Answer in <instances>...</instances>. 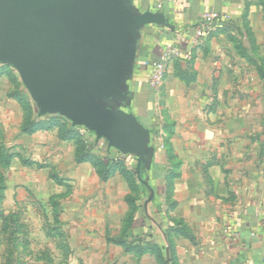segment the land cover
Instances as JSON below:
<instances>
[{"label": "rangeland", "instance_id": "obj_1", "mask_svg": "<svg viewBox=\"0 0 264 264\" xmlns=\"http://www.w3.org/2000/svg\"><path fill=\"white\" fill-rule=\"evenodd\" d=\"M199 43H226L233 49L205 47L207 53L228 54L217 59L210 55L199 66L209 80L198 75L191 59L174 66L177 106L188 105L198 90L201 96L208 94L212 105L224 108L223 122L241 123L245 116L246 124H261L264 136V18H246L240 29L215 26ZM19 91L21 103L11 97ZM123 108L141 121L149 116L145 127L153 156L141 167L140 177L137 155L109 147L83 126L77 132L88 156L81 160L75 156L74 140L59 145L44 133L56 129L24 131L32 116L46 122L55 116L68 119L40 116L17 72L11 66L0 71V264H160L154 252L137 254L110 241L116 237L132 244L158 243L167 264L173 263L171 251L176 264L223 263L212 257L206 242L209 227L196 216L199 212L175 210L173 182L179 162L169 141L155 137L163 109L157 91H144L135 99L131 95Z\"/></svg>", "mask_w": 264, "mask_h": 264}, {"label": "crops", "instance_id": "obj_2", "mask_svg": "<svg viewBox=\"0 0 264 264\" xmlns=\"http://www.w3.org/2000/svg\"><path fill=\"white\" fill-rule=\"evenodd\" d=\"M130 3L139 12L150 10L165 18L164 24L141 28L131 75L126 82L133 99L142 96L144 91L154 94L157 91L163 109L158 115L161 126L155 137H168L175 160L179 162L173 182L175 210L199 212L196 216L209 227L206 242L212 257L222 258V264H261L264 253L262 126L259 122L246 124L245 116L241 123L223 122L224 108L212 105L208 94L201 96L198 90L188 105L177 106L174 87L178 80L174 66L187 60L185 55L195 62L197 71L210 55L214 59L228 58L223 52L207 53L205 47L226 51L233 49L232 45L199 43L195 31L203 15L226 13L230 16L227 22L240 29L246 18H264V0H130ZM166 51L170 53L164 78L156 90L148 77L151 66L160 62ZM201 68L198 75L203 80L211 79L209 73L203 78ZM148 117L141 116L139 121L147 126ZM44 133L55 144H67L66 140L57 139L55 131ZM152 140L155 139L152 137ZM69 152L74 156V148H69ZM183 215L187 214L183 212Z\"/></svg>", "mask_w": 264, "mask_h": 264}, {"label": "water", "instance_id": "obj_3", "mask_svg": "<svg viewBox=\"0 0 264 264\" xmlns=\"http://www.w3.org/2000/svg\"><path fill=\"white\" fill-rule=\"evenodd\" d=\"M164 23L130 0H0V63L17 72L40 116H64L137 155L140 177L153 148L145 125L123 109L126 81L141 28Z\"/></svg>", "mask_w": 264, "mask_h": 264}, {"label": "trees", "instance_id": "obj_4", "mask_svg": "<svg viewBox=\"0 0 264 264\" xmlns=\"http://www.w3.org/2000/svg\"><path fill=\"white\" fill-rule=\"evenodd\" d=\"M216 26H222V27H234L231 22H227V21H220L216 23ZM10 65L7 64H3L0 67V71H4L5 69H9ZM11 97L16 98L17 101L19 103H21L22 100V92L19 91L17 93H13L11 95ZM29 107V106H27ZM38 115H36L35 117H31V119H29L28 123L23 125L22 129L24 131H28V132H33L36 131L38 129L41 128H47V129H56L57 130V136L59 137V139L61 140H74V142L77 144L76 149H75V156L77 158H79V160L81 159H85L88 155H87V151L85 148V144L82 143L81 137L78 135L77 132V126H74L70 121L63 119L60 116H55L51 121H42L41 119H38L37 117ZM169 135L172 133V130L169 129L168 130ZM166 142L168 140V138H165ZM5 166V163H4ZM140 174L142 175V170L140 172ZM110 241L118 243V244H122L125 245V248L128 251H134L137 254H142L145 251H151L154 252L157 255V258L159 259L160 264H167V259L165 257V251L164 248L161 247V245H159L158 243H149L148 241H141L139 243L136 244H132V242L130 243H126L125 240L121 239V238H112L110 239ZM170 242V239H169ZM172 260V264H176V260L174 257V251H171V259Z\"/></svg>", "mask_w": 264, "mask_h": 264}, {"label": "built area", "instance_id": "obj_5", "mask_svg": "<svg viewBox=\"0 0 264 264\" xmlns=\"http://www.w3.org/2000/svg\"><path fill=\"white\" fill-rule=\"evenodd\" d=\"M230 19V16L226 13H215L208 12L203 15L201 19L200 25L196 29V36L198 38L204 37L208 35L216 26L217 22L227 21ZM170 53V51H168ZM168 52L163 53L160 62L153 64L151 66L149 84L156 88L158 87L164 78V72L166 69V59L168 56ZM185 59H189V55L184 56ZM262 224L264 225V218L262 219ZM261 264H264V253L260 257Z\"/></svg>", "mask_w": 264, "mask_h": 264}]
</instances>
